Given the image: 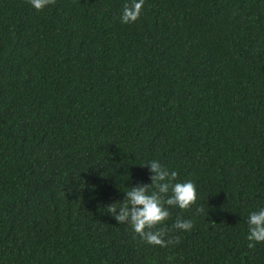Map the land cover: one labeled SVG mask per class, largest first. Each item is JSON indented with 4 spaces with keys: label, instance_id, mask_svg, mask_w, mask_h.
Instances as JSON below:
<instances>
[{
    "label": "trees",
    "instance_id": "16d2710c",
    "mask_svg": "<svg viewBox=\"0 0 264 264\" xmlns=\"http://www.w3.org/2000/svg\"><path fill=\"white\" fill-rule=\"evenodd\" d=\"M125 3L0 0V264H264V0ZM152 160L198 196L164 248L107 212Z\"/></svg>",
    "mask_w": 264,
    "mask_h": 264
},
{
    "label": "clouds",
    "instance_id": "9594fccd",
    "mask_svg": "<svg viewBox=\"0 0 264 264\" xmlns=\"http://www.w3.org/2000/svg\"><path fill=\"white\" fill-rule=\"evenodd\" d=\"M56 0H28V3L38 12L43 11L48 5L55 4ZM145 0H130L123 6L121 23H135L141 15ZM152 173L151 184L132 187L125 193L124 201L110 204L107 212L119 223H128L134 234L142 241L161 248L170 244L179 243L178 236H168L169 229L165 221L170 217L169 207H178L180 210H189L197 201L196 185L192 181L177 182L178 173L169 171L156 160L147 164ZM151 189V191H150ZM117 209L119 213L117 214ZM203 212V208H198ZM248 248H255L257 243H264V209L251 212L248 217ZM174 229L191 231L193 222L177 218Z\"/></svg>",
    "mask_w": 264,
    "mask_h": 264
}]
</instances>
